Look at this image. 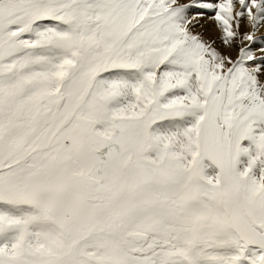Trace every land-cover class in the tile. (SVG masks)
<instances>
[{
  "label": "snow or ice",
  "instance_id": "1",
  "mask_svg": "<svg viewBox=\"0 0 264 264\" xmlns=\"http://www.w3.org/2000/svg\"><path fill=\"white\" fill-rule=\"evenodd\" d=\"M0 264H264V0H0Z\"/></svg>",
  "mask_w": 264,
  "mask_h": 264
}]
</instances>
